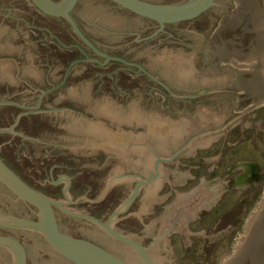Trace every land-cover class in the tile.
Here are the masks:
<instances>
[{
	"label": "rangeland",
	"instance_id": "1",
	"mask_svg": "<svg viewBox=\"0 0 264 264\" xmlns=\"http://www.w3.org/2000/svg\"><path fill=\"white\" fill-rule=\"evenodd\" d=\"M150 1L169 3L178 0ZM235 5L236 1L232 0L229 10ZM72 13L81 30L98 48L107 52L121 53L122 57L120 58L125 62L148 46L169 45L183 37L203 31L207 28L209 18L208 12L194 20L167 24L161 28L156 23L127 11L114 0H78ZM222 17L213 26L200 50L198 59L200 70L204 69L207 40L213 31L222 26ZM226 40L230 41L228 38ZM79 46L88 57L104 60L93 54L94 51L82 41L63 18L42 14L31 0H0V94L4 97L13 95L19 101L33 102L37 100L39 94V91L36 90L37 87L50 86L61 79V69L64 68L63 61L84 56L81 54ZM208 49L210 52H207L209 54L206 59L211 56L210 61L213 58H215L213 60H218L223 53L217 46H212V49L208 47ZM215 62L217 61L211 62V66L217 67ZM224 63L220 62V65L224 67L226 64ZM47 64L51 67H47ZM229 65L232 68L237 66L234 62H230ZM120 67L122 68L118 70V74L111 76V67L97 68L91 62L74 64L71 67L72 77H76L77 75L74 73L81 70L83 71L82 75H87V82L77 86L69 85L65 90L67 93L69 90H75L91 99L103 102L140 106L168 119H201L214 106V97L212 96L211 98L203 95L173 96L145 78L144 74L134 67L129 66L127 69L123 64H120ZM90 68H97L99 72L104 71V75H94ZM226 72L233 78L236 75L229 71ZM99 78L105 80V85L108 84L111 93H104V95L95 98L92 97L91 92L94 90L93 83L99 82ZM111 82L115 83L114 86ZM117 86L126 90L127 93L118 92ZM251 88L252 91L255 90L253 87ZM103 90H107L106 86L103 87ZM243 93L242 89L241 94L237 98L235 97V109H244L253 104L250 96L252 93L244 94L241 97L240 95ZM65 97L66 95L61 93L45 98L43 101L46 106L41 109L47 110V113H35L36 116L32 122L41 127L38 129L39 127L35 126L31 129L36 132L39 130V133L42 134L41 137L25 132L23 138L9 132L0 133V153L26 180L39 189L62 197L63 190L71 184L69 194L72 199L85 197L79 198L75 202L77 207H100V205L111 203L110 198L113 197V209L115 210L126 199L138 178L115 179L109 184L104 197L96 201L87 199L97 196L110 177L117 158L109 149H77L74 146L52 144L51 140L56 135L87 124L83 114H69L64 110L61 111L62 106L72 107L65 102ZM52 104L54 108H48ZM20 117L18 115L14 117L12 108L0 107L1 126H8L7 123H16ZM27 120L28 117L23 122L31 121ZM61 122L63 124H60ZM49 124L51 126L48 127ZM234 124V129H237L235 132H241L244 137L239 144L242 151L237 159L258 163L261 166L260 175L259 179L247 189H244V186L236 187L227 194V203L232 205H236L234 201L245 195V200L241 203L244 207L242 218L230 238L214 241L206 264H223L225 256H231L234 253L237 240L245 230L249 216L264 197V102L255 105L237 117ZM43 137L44 139H42ZM219 137L217 133H208L195 139L171 159L158 161L163 175V184L158 195L165 194V203H171L175 192L187 190L201 182L199 178L190 179L189 176L195 171L206 170L213 164L217 153L209 154L204 147ZM36 138L39 139L36 140ZM216 144L215 149L220 145ZM208 159L213 160L208 162ZM226 161L231 163L229 155ZM197 164H200L201 167H193ZM209 179L207 178V180ZM246 197H248L247 200ZM245 202L248 204L247 206L244 204ZM165 203H153L154 217L163 212ZM103 212L101 211V213ZM170 241L177 264H191L197 259H202L203 254L198 246L197 237L173 231L170 234Z\"/></svg>",
	"mask_w": 264,
	"mask_h": 264
},
{
	"label": "water",
	"instance_id": "2",
	"mask_svg": "<svg viewBox=\"0 0 264 264\" xmlns=\"http://www.w3.org/2000/svg\"><path fill=\"white\" fill-rule=\"evenodd\" d=\"M31 1L46 14L64 17L75 33L95 52L104 55L107 59H121L99 49L81 30L71 14L78 0ZM114 1L138 15L157 21L161 27L166 23L197 17L216 3V0H178L169 3L150 0ZM231 5L232 0H217L216 6L209 11L206 29L183 37L169 45L148 46L132 57L129 62L138 67L132 66L135 69L144 71L152 79L160 82V84H156L173 96H197L195 94L202 93L204 87L209 84H216L218 81L225 82L228 79L227 73L217 74L213 77L203 75V71L198 68V59L207 35L217 21L231 8ZM228 82L235 89L230 79ZM234 101L235 96L220 100L214 98V106L211 111L201 119H168L140 106L103 102L91 99L75 90H69L65 102L79 110L85 116L87 124L56 135L51 140L52 144L74 146L77 149H109L117 158L110 177L97 196L87 199L96 201L104 197L109 184L115 179L136 177L138 181L126 199L109 216L108 222H104L94 216L72 211L64 207L61 201L44 195L22 179L0 157V179L21 198L38 209L36 213L31 212L25 209L19 201L17 207L19 213H38L37 218L8 216L11 221L7 222V224L36 230L16 232L26 242L29 264H71L60 254L76 264H131L89 239L62 231L58 225L53 204L60 205L72 215L84 216L96 221L114 237L136 246L147 264H156L149 258L143 245L118 233L111 226L112 221L119 213L118 217H129L128 221L135 228L143 230L139 232L138 229H132L129 232L146 240L147 244L151 246L152 256L158 262L177 264L172 251L170 234L166 235L167 228L171 226L169 218L172 211L177 208L187 206L186 214L191 213L192 206L188 205L191 196L189 192L194 187L200 186L201 182L187 190L175 192L171 203H165V194L158 195L163 184V175L158 161L171 159L195 139L208 134L209 128H216L220 124L239 117L263 102L264 98L244 109H235ZM0 102L7 101L0 100ZM252 164L257 171V179H259L261 166L258 163L242 162L241 169L238 170H243V167ZM247 183L250 184L249 181ZM235 185L242 187L246 183L239 180ZM205 186L211 187L213 184L207 183ZM6 194L3 186L0 185L2 203H5ZM79 198L85 197H77L72 200L76 202ZM132 202H134L133 207L130 206ZM161 202L165 203L164 210L154 217L153 203ZM63 225L66 229L74 232L80 230L101 241L109 242V239L99 229L87 226L79 220L68 219ZM197 242L203 256L202 259H197L191 264H206L214 240L197 237ZM0 245H2L0 247V264H27L26 247L20 240L10 235L0 234ZM227 264H264V209L246 242L231 255Z\"/></svg>",
	"mask_w": 264,
	"mask_h": 264
},
{
	"label": "flooded vegetation",
	"instance_id": "3",
	"mask_svg": "<svg viewBox=\"0 0 264 264\" xmlns=\"http://www.w3.org/2000/svg\"><path fill=\"white\" fill-rule=\"evenodd\" d=\"M216 4H217V0H216V3L212 7H210L209 9H207L206 11H204L203 13L198 15L197 17L207 14L212 8H214L216 6ZM123 8H125V7H123ZM73 9L71 11L72 15H73V13H72ZM125 9L131 13H134L127 8H125ZM40 12L46 16L55 17L53 15L46 14L42 11H40ZM134 14H136V13H134ZM136 15H138V14H136ZM139 16H141V15H139ZM57 17H61V16H57ZM141 17H143L149 21H152L161 27V25L157 21H155L151 18L144 17V16H141ZM197 17L187 19V20L177 21V22L166 23V24H164V26L167 24H173V23H179V22H184V21H188V20H194ZM61 18L66 20L64 17H61ZM216 33H217V30L213 31L212 35L208 38L207 46L205 47V55H204L205 57H204V67H203L204 69H202V71H203L202 73H203V75H206L207 77H213L217 74H223V73H225V71H228L226 69H223L225 66L223 68H221L222 66L220 65V63H218L217 67L211 66V64H212L211 62H213L212 59H211V61H209L208 58L206 59L207 55L209 54L207 52H210V50L208 49L209 43L212 39L216 38V36H217ZM79 49L81 51V54H83L84 56L83 57H75V58L71 59L70 61H63L64 62V68L61 69V73H60V75L62 77L58 82H56L55 84H51L50 86H42L43 88H38V87L36 88V90L39 91V94L37 95V100H35L33 102L19 101L18 98L13 97V95H11V96L6 95L4 97L0 94V100L7 101V102H0V107L12 108V114L14 115V117H16L17 115L21 116L20 119L16 123H13V124L7 123L8 126H1L0 125V133L9 132L12 135H20L21 138H23L24 137L23 133L25 132V133H30L32 135H37L38 137H41L42 134L39 133V130H38V132H36V130H33L31 128H34L36 126V127H39L38 129H40V127H41V126H37V124L32 122L33 121L32 119L36 116L35 115L36 112L37 113H40V112L41 113H44V112L47 113V110L41 109V107L46 106L43 100L45 98L50 97L51 95L57 96V95H60L61 93L64 95H67V91L65 90V88L67 86L72 85V84H75L77 86V85H82L83 83L87 82L86 81L87 75L86 76L82 75L83 71H81V70L76 71V73H74L75 75H77L76 77H74V78L72 77L73 74H72V68L71 67L74 64L80 65V64H83L86 62H91L97 68L111 67V69H112V71L110 72L111 76H113V74H116V73L118 74V70L122 68V67H120V64L121 65L123 64L127 69H129V66L137 67L135 64L129 62L131 60H128V62H125V60L123 61L122 59H119V58L107 59L104 55L97 53L92 49L91 50L94 51L93 52L94 55H96L100 58H103L104 60L101 61L99 58H96V57L91 58V57H88V55L82 50V47L79 46ZM99 49H101V48H99ZM101 50L107 52L104 49H101ZM107 53L112 55V56L122 57V54L119 52L110 51ZM219 60L220 59H218V62H219ZM118 64H119V66H117ZM47 67H51V65L47 64ZM210 67H211V69H210ZM97 68L96 69L90 68L91 72H93L94 75H98V74L104 75V71L99 72V70H97ZM139 71H141L144 74V77L147 78L148 80L152 81L155 84L156 83L160 84V82H158L155 79H152L144 71H142V70H139ZM229 79L231 80L232 84L234 85L235 84V82H234L235 77L233 78L231 75L228 74V79L225 80V82L218 81V83H216V84H209L208 86L204 87V90H202V93L201 92H200V94L196 93L195 95H197V96L203 95V96L208 97V98L209 97L211 98V96H212L215 99H219V100L222 98H231L233 96H235L237 98V96H239V94H241V90L238 88V86H236V84L234 85L236 90L234 88H232L230 86V82H228ZM111 84L114 86L115 83L111 82ZM104 86H106L107 90H103ZM108 88H109L108 84L105 85V80L103 78H99V82L95 81L93 83V89L94 90L91 92L92 97L97 98L99 96L104 95V93H107V94L111 93V90ZM117 88H118L117 91L120 92L121 94L127 93L126 90H123L118 86H117ZM191 97H193V96H191ZM218 103H219V101H218ZM55 105H57V104H55ZM48 108H50V109L54 108V105L52 104V106H50ZM63 110L69 114L81 113L79 110H75L72 107H68V106H62L61 111H63ZM25 112H27V113H25ZM29 115H30V117H29ZM27 117H28V120H31V121L29 122L27 120L28 122H23V120ZM235 119L236 118H233L229 122H226L224 124H220L216 128H209L208 129V133H210V134L211 133H215V134L217 133V134H219L220 137L213 140V142L211 144H208L207 146H205L204 149H206V152H208L209 154H211V152H213L215 154L217 153V156L214 157V160L208 159V162L209 161L212 162V160H213V164H211V166L207 167L206 170L195 171L191 176H189L190 179L199 178L201 180V185L194 187L189 192V194L191 196L189 198L190 203L188 205L192 206V208H190V209H192V211H191V213L189 212L186 214L185 211L188 209L187 206L184 208H177L174 211H172L171 217L169 218V220L171 222V226L169 228H167L166 235H169L173 231H175L178 234L182 233L184 235L194 237V238L195 237H201V238H204L205 240L222 241V240H226V239L230 238L233 231L239 225L240 220L242 218V214H243V208H244L241 203H243V201L245 200V195H244V197H241L238 200L234 201L236 205H234V204L232 205V204L227 203V200H228L227 194L229 193V191L234 190L237 187V185H235V184L239 180H243L246 183V185L244 186V189H247L249 186H252L253 181L257 179V171H256L255 167L253 166V164L252 165H246L245 167H243V170H238V169H241L242 162H245L241 159H239V160L237 159L239 153H241V151H242L239 144L242 142V140H243L242 138H244V137L241 134V132L240 133L235 132V130H237V129H234V126H235L234 120ZM14 120H15V118H14ZM66 120H67V118L65 119V121ZM60 124H63V123L61 122ZM60 124H59V126H61ZM49 126H51V124H49L48 127ZM24 139H26V138H24ZM38 139L39 138H36V140H38ZM42 139H44V137ZM216 143H218L220 145H218V148L215 149L214 147H215ZM211 149H212V151H211ZM207 150H210V151H207ZM228 155L231 159V163L230 162L227 163V161H226L228 158ZM0 157L22 179H24L29 185L36 188L37 190H39L44 195H46V196H48L54 200L61 201V203L64 207H66L72 211L81 212L84 214L94 216V217H96V218H98L104 222H108L109 216L114 212L113 197L110 198L111 203H108L109 205L106 203V204L100 205V207L96 206L95 208L77 207V204L72 200V197L69 194L71 191V187H72L71 184L67 188H65L66 192H65V190H63L62 197H59L56 194L51 193V192L48 193L45 190H42V189L35 187L28 180H26L23 177V175H21L17 171V169L1 153H0ZM209 158H210V156H209ZM193 167L200 168L201 166H200V164H197L196 166L193 165ZM199 174H200V176H199ZM207 178H210V180H207ZM248 181L250 182V185H249V183H247ZM207 183L208 184L212 183L213 186H211V187L205 186V184H207ZM0 185L3 186L4 190L7 193L5 203H2V201L0 199V234H6V235L13 236V237L17 238L18 240H20L24 244V246L26 247V251H27V264H29V252H28L26 242L23 238L18 236L16 232L19 230H25V231H36V230L29 228V227H19V226L14 225V224H7V222L11 221L8 218V216H20V217H27V218L35 219L38 216V213L35 214L36 212H38V209L33 204H31L28 201H26L25 199L21 198L14 190H12L1 179H0ZM247 199H248V197H246V200ZM19 201H21V203L23 204L25 209H27L31 212H35V213H19L17 211ZM196 203H198L199 205L194 206V204H196ZM237 203H239V205H237ZM133 204H134V202H132V204L130 206L133 207ZM244 204L246 206L248 205V204H246V202ZM53 207L55 210L58 225L62 231L69 233L71 235H74V236L89 239V240L99 244L100 246L104 247L105 249H107L108 251L113 253L114 255L120 257L121 259H123V260H125L131 264H147L146 260L142 256L141 251L136 246H134L130 243L124 242V241L114 237L112 234L109 233V231L105 227L101 226L96 221H94L90 218L84 217V216L72 215L69 212H67L63 207H61L60 205H57V204H53ZM101 211H104V212L101 213ZM118 215L116 216V218L111 223V226L113 227V229L115 231H117L118 233L123 234V235L139 242L141 245H143L146 248L149 258L154 263L161 264L152 256L151 246L149 244H147L146 240L143 237H140L135 233L129 232V230L138 229V228H135L134 225H132L128 221L129 217H118ZM68 219H76V220H79L81 222H84V224H86L87 226H93V227L99 229L109 239V242L101 241V240L91 236L90 234L85 233V232L80 231V230L77 232H74L72 230L66 229L63 224ZM137 231L141 232L143 230L138 229ZM1 246L2 245H0V247ZM3 247H5V246H3ZM60 255L65 260L70 262L71 264H76L75 262H73L72 260L67 258L66 256H64L62 254H60Z\"/></svg>",
	"mask_w": 264,
	"mask_h": 264
},
{
	"label": "bare ground",
	"instance_id": "4",
	"mask_svg": "<svg viewBox=\"0 0 264 264\" xmlns=\"http://www.w3.org/2000/svg\"><path fill=\"white\" fill-rule=\"evenodd\" d=\"M235 1L236 5L224 15L222 26L217 29V36L210 41L208 47L212 49V46H217L222 50L223 56L218 58L219 62L213 60L215 58L212 61H217L216 66L225 62V67L221 68L237 75L234 82L240 90H244L240 96L252 93L251 102L255 103L264 98V0ZM227 38L230 41L226 40ZM230 62L237 66L230 67ZM251 87L255 90L252 91ZM263 209L264 197L249 216L245 230L237 240L235 251L246 242ZM230 257L225 256L223 264H227Z\"/></svg>",
	"mask_w": 264,
	"mask_h": 264
},
{
	"label": "trees",
	"instance_id": "5",
	"mask_svg": "<svg viewBox=\"0 0 264 264\" xmlns=\"http://www.w3.org/2000/svg\"><path fill=\"white\" fill-rule=\"evenodd\" d=\"M35 6V5H34ZM36 7V6H35ZM37 8V7H36ZM38 9V8H37ZM39 10V9H38Z\"/></svg>",
	"mask_w": 264,
	"mask_h": 264
}]
</instances>
